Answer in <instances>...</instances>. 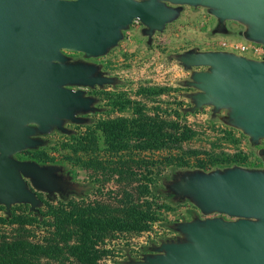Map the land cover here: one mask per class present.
Masks as SVG:
<instances>
[{"label": "water", "instance_id": "1", "mask_svg": "<svg viewBox=\"0 0 264 264\" xmlns=\"http://www.w3.org/2000/svg\"><path fill=\"white\" fill-rule=\"evenodd\" d=\"M182 4L206 8L220 31L228 20L241 23L242 37L264 46V0H0V203L6 212L25 203L39 213L42 200L29 182L49 193L76 190L59 166L16 155L42 143L35 135L67 132L66 120L84 121L78 113L94 110L96 98L80 87L116 82L98 64L70 61L64 51L104 55L133 21L150 38ZM173 56L192 69L184 82L196 89L187 94L192 110L228 109L252 143L264 139V60L195 48ZM165 185L172 200L190 199L201 213L216 215L170 224L181 237L161 240L150 247L154 253L124 264H264V165L177 173Z\"/></svg>", "mask_w": 264, "mask_h": 264}, {"label": "rangeland", "instance_id": "2", "mask_svg": "<svg viewBox=\"0 0 264 264\" xmlns=\"http://www.w3.org/2000/svg\"><path fill=\"white\" fill-rule=\"evenodd\" d=\"M179 8L178 15L150 38L144 26L133 21L104 55L84 57L82 52L64 51L70 61L98 64L116 82L80 87L96 98L94 110L78 113L84 121L66 120L67 132L53 128L35 135L42 143L27 150L40 151L39 157L45 160L39 163L59 166L76 190L49 193L29 182L46 216L31 211L28 204L16 203L11 206L16 207L13 223H8L11 208L6 212L0 203V243L18 238L47 246L48 255H38L41 263L73 264L82 258V264H124L129 258L154 253L150 247L161 240L181 237L170 224L216 215L203 214L190 199L174 201L164 192L165 183L177 173L234 165L263 167L264 139L252 143L231 122L228 109L213 112L212 105L191 109L194 104L187 94L196 89L184 82L191 80L192 69L173 56L192 48H236L238 52L244 25L231 20L226 35H215L210 32L212 17L206 8L187 4ZM244 50L264 60L262 44L245 42ZM110 121L118 122L113 131L106 126ZM21 155L16 156L31 159L29 153ZM145 183L152 193L149 196L141 193ZM68 200L82 201V224H76L75 217L60 223L62 212L69 211L63 205ZM132 204L151 218L130 210ZM30 212L38 221L30 218ZM43 219L48 223H42ZM74 244L82 250H70Z\"/></svg>", "mask_w": 264, "mask_h": 264}, {"label": "trees", "instance_id": "3", "mask_svg": "<svg viewBox=\"0 0 264 264\" xmlns=\"http://www.w3.org/2000/svg\"><path fill=\"white\" fill-rule=\"evenodd\" d=\"M109 124V131H113L114 129L117 128V124L118 122L115 121H110L106 123V126ZM111 137L114 136V134H109ZM29 153L30 154V158L33 160H36L37 162H43L45 159H42L39 157V152L37 150L34 151H29V150H25L20 152L18 155V157H22L21 153ZM142 192L144 195H151V190L148 186V184H144L142 185ZM45 202V201H44ZM46 205H48V202H45ZM22 205V204H20ZM63 205L65 207H69V211H63L62 213L64 214L63 218H61L60 223H66V221H68V219H70L71 217H75L74 222L76 224H82V213L84 211L83 207H82V201L80 200V202H75L73 200H68L67 202H64ZM25 206L28 207L27 204H25ZM15 208L13 207L11 208V215L9 219H6V221L8 223H13V217L15 216ZM130 210H132L135 213H143L142 210L139 211L138 210V205L137 204H132V206H130ZM39 213L41 215H43L44 217L46 216L45 212H42L39 208ZM145 214L143 217L145 218H151V216H149V214L143 213ZM30 218L35 219V221H38L36 217H34L33 213H29ZM142 215V214H141ZM5 220V219H3ZM42 223H48L45 222V219H43L41 221ZM46 225V224H45ZM70 250H75L78 249V251L82 250V247L79 248V246L77 245H70L69 246ZM50 252V248H48L47 246H40L28 239H12L9 241H3L2 243H0V264H48V263H41L38 261V255H48V253ZM77 257V256H76ZM73 264H82V258H76V262Z\"/></svg>", "mask_w": 264, "mask_h": 264}, {"label": "crops", "instance_id": "4", "mask_svg": "<svg viewBox=\"0 0 264 264\" xmlns=\"http://www.w3.org/2000/svg\"><path fill=\"white\" fill-rule=\"evenodd\" d=\"M211 17H212V25L218 26L217 20L215 19V17H213L212 15H211ZM225 26H226L225 30H221L220 31V30H218V28L216 30L214 29V31H213V32H215L214 34L216 35L218 33V34L226 35L228 33L227 29H229V26H230V20L226 21ZM126 32L128 33V31H126ZM237 39H241V38L237 37ZM245 40L246 39L240 40V41H243V42H241V45H245V42H247V43L248 42H252V41H248V40L245 41ZM253 43H255V42H253ZM217 50H225V51H229V52H234L236 54H240V55L246 56L248 58L256 59V58H254V56L252 54L247 53L245 50L238 51V52H237L236 48H232V49L231 48L230 49H217Z\"/></svg>", "mask_w": 264, "mask_h": 264}, {"label": "flooded vegetation", "instance_id": "5", "mask_svg": "<svg viewBox=\"0 0 264 264\" xmlns=\"http://www.w3.org/2000/svg\"><path fill=\"white\" fill-rule=\"evenodd\" d=\"M212 28H210V32H213L214 31V29L216 30L217 28H218V26H216V25H213V26H211Z\"/></svg>", "mask_w": 264, "mask_h": 264}, {"label": "built area", "instance_id": "6", "mask_svg": "<svg viewBox=\"0 0 264 264\" xmlns=\"http://www.w3.org/2000/svg\"><path fill=\"white\" fill-rule=\"evenodd\" d=\"M238 46H239V45H238ZM238 48L240 49V51H243V50H244V45H241V46L237 47V49H238ZM239 49H238V50H239Z\"/></svg>", "mask_w": 264, "mask_h": 264}]
</instances>
